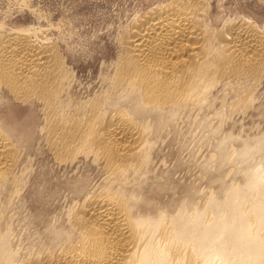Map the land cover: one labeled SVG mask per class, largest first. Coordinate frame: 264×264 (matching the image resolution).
I'll return each mask as SVG.
<instances>
[{
	"label": "bare ground",
	"instance_id": "obj_1",
	"mask_svg": "<svg viewBox=\"0 0 264 264\" xmlns=\"http://www.w3.org/2000/svg\"><path fill=\"white\" fill-rule=\"evenodd\" d=\"M160 3L139 14L132 29L119 36L122 54L101 91L105 100H100L115 109L106 117L96 116L102 109L93 103L82 114L72 109L74 114L61 115L58 110L68 101L60 97L64 70L53 47L35 43L30 30L0 36V86L17 100L34 97L41 103L40 131H46L54 155L84 145L93 149L92 163L103 171L99 184L79 179L74 191L79 200L65 223L48 226L46 240L30 248L34 239L21 253L12 244L10 216L2 203L15 180L19 152L13 130L0 121V264H264V131L249 137L240 127L237 148L229 149L221 139L212 161L216 172L208 178L216 189L186 187L166 203L153 199L164 186L161 176L149 174L147 154L151 134L171 124L179 111L204 102L209 80L223 74L237 78V70L249 73L262 66L264 35L246 20H224L209 28L215 25L206 20L210 0ZM92 116L100 118L97 125L87 121L96 119ZM228 163L234 165L229 173ZM230 173L237 175L236 183ZM151 190L153 197L147 194Z\"/></svg>",
	"mask_w": 264,
	"mask_h": 264
},
{
	"label": "rangeland",
	"instance_id": "obj_2",
	"mask_svg": "<svg viewBox=\"0 0 264 264\" xmlns=\"http://www.w3.org/2000/svg\"><path fill=\"white\" fill-rule=\"evenodd\" d=\"M164 1L0 0V36L15 29L30 30V38L35 43L43 41L53 47L64 70V90L60 97L64 103L68 101L62 107L63 111L58 110L61 115L64 112L71 115L74 111L77 115L79 112L82 114L93 103L97 110H103L97 111L96 116L106 117L115 109L105 105L101 91L105 88V80L113 73L115 61L122 54V35L132 29L139 14ZM210 8L211 13L206 20L215 25L209 24V28L221 26L224 20H235L237 23L246 20L264 35V0H210ZM261 65L255 69L256 72L238 73L237 70V78L235 75L223 74L218 82L209 80V94L206 92L203 103L199 106L192 104L195 110L190 109V106V111H179L171 124H162L160 127L163 128L150 135L147 154L151 171L146 174L156 175L157 179L161 176L162 179L160 177L158 180L164 186L160 195L154 196V201L169 202L172 195L179 197L187 188L191 191L215 190L216 183L212 184L209 179L216 172L217 167L212 161H215L219 141L225 139L229 149L237 148V131L240 127L248 132L249 137L264 131V63ZM231 76L233 78H229ZM228 81L235 88H231ZM223 83L229 84L225 86ZM222 86L226 90L228 87V91L231 89L229 93H222ZM211 94L218 97H212ZM14 99L5 87L0 86L1 125L13 130L10 131L16 138L14 140L20 160L13 173L17 180L5 189L2 203L7 209V216H10L7 218L14 242L12 244L22 253L29 249L34 239V246L30 248H35L36 242L46 240L45 230L48 226L65 223L79 200L74 195L75 189L79 187V179L87 178L91 184H99L103 171L92 158L93 149L84 145L71 148L72 155L69 151L59 155L60 158L54 155L44 135L46 131H40L44 121L41 103L34 97L27 101ZM81 103L84 110L81 107L79 110L78 105ZM98 105L101 107L98 108ZM69 106L71 109L68 111ZM123 108L127 109L126 106ZM96 116H92L96 118L92 120L88 117L87 121L97 125V119L100 118ZM233 169L232 163L225 167L227 173ZM230 175L231 181L236 183L237 175ZM154 192L151 190L147 194L153 197Z\"/></svg>",
	"mask_w": 264,
	"mask_h": 264
}]
</instances>
